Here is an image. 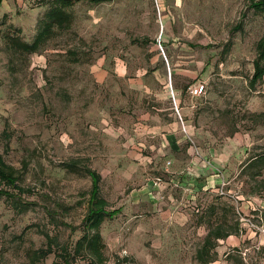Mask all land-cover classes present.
I'll use <instances>...</instances> for the list:
<instances>
[{
    "label": "rangeland",
    "instance_id": "obj_1",
    "mask_svg": "<svg viewBox=\"0 0 264 264\" xmlns=\"http://www.w3.org/2000/svg\"><path fill=\"white\" fill-rule=\"evenodd\" d=\"M50 3L0 7V154L30 190L16 199L27 210L0 196V264H34L45 232L62 243L82 236L92 181L70 163L96 171L107 209H121L100 228L106 264H264V234L240 227L235 210L219 219L208 209L228 203L219 192L236 193L255 207L241 214L264 224V171L243 169L264 153V82L249 85L264 12L251 0H82L37 52L12 46L9 34L34 41ZM193 147L213 153L227 185L190 211L186 189L168 183L191 169ZM151 183L165 185L161 204L143 194ZM221 226L241 230L242 245L223 254L213 238L201 261L207 232Z\"/></svg>",
    "mask_w": 264,
    "mask_h": 264
},
{
    "label": "trees",
    "instance_id": "obj_2",
    "mask_svg": "<svg viewBox=\"0 0 264 264\" xmlns=\"http://www.w3.org/2000/svg\"><path fill=\"white\" fill-rule=\"evenodd\" d=\"M82 0H51L50 7L45 14V17L40 22V30L38 31L32 43L22 42L18 35L9 34L7 40L12 46L22 48L25 52L35 53L42 45L52 36L54 29H64L71 24V15L68 11L76 2ZM110 0H91L92 3L102 4ZM2 0H0V7ZM250 7L257 13L264 12V0H251ZM4 21L7 19L3 17ZM3 21V22H4ZM1 25V24H0ZM241 26L236 27L239 29ZM9 28L15 33L19 30L13 25ZM17 33V34H18ZM264 82V35L257 45V57L253 61V75L249 80L251 89ZM70 172L84 174L89 176L92 181L91 190L89 191L87 200V211L82 220V236L74 243L60 242L49 233H44L47 243L44 248H40L31 253V259L34 264L46 260L50 255H54L52 264H78V261L84 260L86 264H106V244L101 234V225L107 220L113 219L121 212V209L110 211L108 210V202L100 196V181L101 176L94 170L84 167H79L78 164L70 163L66 165ZM253 172V177L261 176L264 171V153L252 157L243 168ZM20 177L13 167L7 165L0 154V196H5L7 199H12L14 205L27 210L26 206L17 203V198L20 194L29 192L19 184ZM11 189L16 194L5 190ZM15 195V196H14ZM24 211V210H23ZM66 228L72 232L76 227L63 223ZM227 235H224L226 237ZM205 247L201 251V261L204 256L209 254L210 246L212 245V235L206 238ZM242 264H245L242 262Z\"/></svg>",
    "mask_w": 264,
    "mask_h": 264
},
{
    "label": "crops",
    "instance_id": "obj_3",
    "mask_svg": "<svg viewBox=\"0 0 264 264\" xmlns=\"http://www.w3.org/2000/svg\"><path fill=\"white\" fill-rule=\"evenodd\" d=\"M174 91V90H173ZM179 109V108H178ZM180 112V110H179ZM177 124L176 122H172L168 125V132L169 130H174L176 129ZM191 129V127H190ZM191 131V130H190ZM176 148V146H175ZM194 149V150H193ZM190 148L189 150V156L191 158L189 165H191V169L188 170L186 173H184L183 176H179L176 177L174 176L172 180L169 181V185L171 184L173 187H180L183 189H186V203L189 204L190 211L192 210V207L195 209V206H197L199 204V195L200 194H207L206 192L209 191L210 187H215V186H222L227 185V179H225V175L224 174H220V172H217V168L218 163L214 164L212 159H213V153L211 151L208 150V152H205L203 149L201 148H195L193 147ZM178 155V154H177ZM177 157V156H176ZM214 160V159H213ZM219 161V159L217 158L215 160V162ZM171 164V162L169 163V165ZM218 166V167H217ZM214 168H216L214 170ZM213 169L211 172L209 170ZM214 172H217V174L219 173V175H217L216 173L214 174ZM222 173V172H221ZM205 177V178H204ZM203 180V181H201ZM164 186H161L162 188L158 190V187H154L153 183L150 184V186L144 188L143 190V194L146 195L149 199L150 202H152L154 205H158L161 204L163 202V198H164ZM168 186V185H167ZM216 189V187H215ZM216 190H214L215 192ZM212 191H210V193H212ZM220 193V192H219ZM218 193V194H219ZM231 194L229 193H225V194H219V196L222 197L223 200H226L228 203H222L221 206H219V204L215 203L213 205H210L208 207V209H216L219 210L220 213H218V218L222 219L225 218L227 216L228 209L230 210H235L237 212V214L239 215V212L241 214V212H246L248 210H254L255 207H253V203L250 201L246 204L241 203V197L239 194L234 193V195L230 196ZM256 200V199H255ZM161 201V202H160ZM225 201V202H226ZM179 202V200H177V203ZM260 202V203H259ZM176 203V204H177ZM209 203V202H208ZM257 204H262L261 208H264V202H261V200L257 201ZM164 204V203H163ZM180 204V203H179ZM261 206V205H260ZM177 215H179V213H177ZM242 215V214H241ZM249 217V216H248ZM240 215H239V224L240 227H242L241 221H240ZM225 226H221L220 229H216V235H213V233L211 231L207 232V235L209 233H211L210 235H212V242H213V238H215V241L217 244H213L214 247L217 246V248H215L217 250V252L222 251V253L224 254L227 250H234L236 248H240V246L242 245V238L243 236L240 235L241 234V230H239V232L236 230V227H233V230H225L224 229ZM231 228V227H230ZM224 235H227L226 237H224ZM227 260H222V259H218L215 260L214 262H209V264H228Z\"/></svg>",
    "mask_w": 264,
    "mask_h": 264
},
{
    "label": "built area",
    "instance_id": "obj_4",
    "mask_svg": "<svg viewBox=\"0 0 264 264\" xmlns=\"http://www.w3.org/2000/svg\"><path fill=\"white\" fill-rule=\"evenodd\" d=\"M203 89H204V87L202 86V87L200 88L199 91L196 89L195 92H197V93H198V92L202 93V92H203ZM172 91H173V90H172ZM176 111H177L178 114H180L178 108H176ZM187 138L191 139L190 136H187ZM160 182H161V181H156L155 184H156V185H159ZM224 186H225V185L223 184V185L221 186V188H223ZM220 193H221V194H224L223 191H221ZM239 215H240V218H241V219H240L241 224H242L243 226H246L247 228H249V229H251V230H255L256 232H259L260 234H264V224H261V223H260V224H256V223H254L249 217H246V216L241 215L240 212H239Z\"/></svg>",
    "mask_w": 264,
    "mask_h": 264
}]
</instances>
